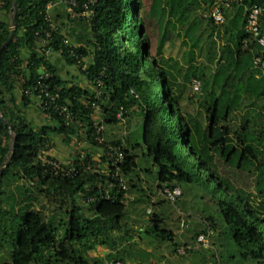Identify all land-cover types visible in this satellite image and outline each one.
Wrapping results in <instances>:
<instances>
[{
    "label": "trees",
    "instance_id": "1",
    "mask_svg": "<svg viewBox=\"0 0 264 264\" xmlns=\"http://www.w3.org/2000/svg\"><path fill=\"white\" fill-rule=\"evenodd\" d=\"M52 1L0 0V47L13 27L15 30L12 41L0 50V116L4 119H0V247L9 249V260L1 264H91L86 258L88 253L96 244H106V240L111 238L110 233L121 229L125 218V203L121 202L123 190L113 189L112 197L106 199L100 188L106 179L104 173L80 171L73 176H63L43 162L39 155L50 149V134H75L77 129L84 127L88 139L101 150L100 158L104 163L107 147L99 145L92 135L91 102L96 101L100 105L106 126L118 123L115 118L117 110L120 106L127 108L134 97L139 98L142 114L139 146L145 148V154L157 166L158 183H192L193 179L218 181L217 189L223 195L216 205L232 241L241 250V257L264 262V156L259 149L264 129H254L253 125L242 122L233 132L236 142L232 143L229 138V118L242 97L245 94L264 97L262 76L255 77L250 72L244 84L235 74V84L227 80L221 82L225 65L220 64L212 82L220 88V93L214 96L213 91L209 92L210 101L205 107L207 124L205 130L195 134L181 111L170 73L150 54L149 40L144 36L138 16L141 0H95L90 7V16L82 17L89 25L87 45L73 47L80 62L63 44L65 38L61 27L55 24L57 29L51 30L47 5ZM202 1L201 11L214 2ZM198 2L168 0L169 18L166 22L170 24V18H175L179 25H183L188 20V5L198 6ZM252 3L262 7L264 27V0H243L236 4L235 12L227 18L223 30L227 37L224 48L226 62L239 70L253 68V57L259 50L244 30V7ZM201 19L207 21L212 30L219 25ZM194 28V24L188 25L184 34L190 36ZM48 50L60 53L67 63L77 65L92 83L93 91L82 89L77 84L70 85L61 78L57 67L46 56ZM89 55L91 61L86 65L84 58ZM191 76V81L193 78L200 80L201 90L208 87L203 73L192 70ZM99 79L103 85L101 95L95 99L94 90L98 88ZM230 85L233 87L231 97L227 89ZM42 90L59 94L57 103L66 106L70 112L68 123L51 104H44L49 99ZM192 94L195 95L193 91ZM31 98L37 100L38 109L57 125H46L37 130L21 114V107L30 106ZM105 143L121 146L125 157L121 173L124 177L129 175L136 167L135 155L119 141ZM218 148L220 153L215 156L214 151ZM237 151L240 154L236 167L240 169L247 162V166L257 171L254 197L218 171L215 159L229 160ZM91 161L84 156L85 164L91 165ZM4 162L6 164L2 167ZM204 173L208 178L203 176ZM19 179L35 181L39 194L51 197L60 207H66L64 214L67 218L65 221L60 219L64 228L63 238L55 237L57 229L53 222L46 220L40 210L31 209V203L24 202L16 208L6 200L11 182ZM78 196L91 207V218L85 216L83 207L77 203ZM183 215V219L190 221ZM204 220L209 221L215 231L214 218L208 215ZM159 222L157 218L153 219L150 232L161 240H172V233L160 227Z\"/></svg>",
    "mask_w": 264,
    "mask_h": 264
},
{
    "label": "rangeland",
    "instance_id": "2",
    "mask_svg": "<svg viewBox=\"0 0 264 264\" xmlns=\"http://www.w3.org/2000/svg\"><path fill=\"white\" fill-rule=\"evenodd\" d=\"M167 1L141 0L142 4L138 16L142 21L144 36L149 40L150 54L157 59L159 65L165 71L170 73V81L179 97L181 111L189 125L193 127V133L197 134V131L201 133L207 124L205 107L206 103L210 101L209 92L213 91L214 96H218L220 93V88L212 85L220 64L225 65V71L220 79L221 82L227 80L232 85L237 81V77H234L235 74L240 76L245 84V79L250 72H253L255 77L262 76L264 81V71L254 70L252 66L245 70H239L226 62L224 48L227 44V37L223 34V30L227 18L233 15L237 7L234 1L214 0L222 7L224 16V22L219 25L215 24L214 30L208 27L207 21L202 20L200 17L202 0H199L198 6L197 4L188 5L186 11L188 20L183 25H179L175 18H170L172 21L170 24L166 22L169 18L167 15L169 9ZM53 23L61 27L63 38L67 39L69 44L79 46L71 39L67 27L62 23ZM191 24L195 25L193 33L186 36L184 34L185 29ZM46 56L54 65L57 62V67L62 71L58 70L61 78L67 79L71 76L73 82L81 87L93 86L85 75L80 72L78 66L67 63L61 58L60 53L48 50ZM87 60H84V63L89 65L91 59ZM192 70L203 73L208 81V87L206 89L202 88L200 94H192ZM232 85L227 87L230 91L229 97L233 93ZM138 100V97H134L129 101L127 108H125L126 113L123 122L106 125L104 129L103 135L107 142L119 141L125 149H130L131 153L135 155L136 167L129 175L124 177L127 191L125 218L121 222V229L110 233L111 238L106 240V244H96L95 248L88 253L87 261L91 264H112L113 259L122 260L127 264H218L213 251L208 248H202L183 257L175 255L177 246L191 241L202 230L200 227L195 226L196 215L190 211H184V205L186 206L188 203V209L191 208L192 211L198 210L210 214L214 218L216 227L212 233L211 242L217 250L219 264H264V262L259 263L254 259L242 258L241 250L232 241L229 229L224 224L216 205L222 197L220 195H223V192L217 189L218 181H201L197 179H193L192 183L173 181L181 188L182 195L174 204L165 199L159 191L158 168L153 163V159L145 154V148L139 146L141 143L142 114ZM31 101L30 106L21 107V114L37 130L42 126L57 125L55 121L50 120L38 109L36 99L31 98ZM235 110V114L231 115L230 124L238 125V123L247 122L248 125H253L254 129H264V97L256 98L251 94H245L239 104L236 105ZM95 115L97 119H104L101 110ZM85 132L86 129L82 127L77 129L75 134H50V149L56 153L53 158L59 162H67L83 154L92 160V163H90L93 168L103 169L104 166L100 158L101 150L97 144H93L88 139ZM259 149H261L264 156V139L260 142ZM219 151V148L214 151L215 156L219 155ZM239 154V151H237L229 160L224 158L221 160L217 157L215 161L218 171L221 175L232 180L237 187L251 193L254 197L256 194L257 171L252 166H247V162L246 165L238 169L236 166L239 161ZM195 167L197 168V166ZM203 176L208 178L207 173H204ZM34 182L23 179L12 181L8 190L12 197L7 193L9 197L6 200L10 204L13 203L16 208L21 207L24 202L31 203V209L40 210L46 220L53 222V226L57 229L55 237L61 239L64 236V228L60 224V219L66 220L67 217L64 214L66 207H60L59 203L51 197L39 194ZM30 197L32 198L30 199ZM201 197H204L206 201H202ZM26 198L28 199L25 201ZM13 199H15L14 202ZM77 201L83 207L85 216L91 218L93 214L91 207L83 202L81 196L77 197ZM190 202H192L191 205ZM180 211L190 219L189 228L187 229L180 226L182 216H184H180ZM154 218L160 221V227L172 233V240H161L150 232ZM220 233L222 243L217 242L215 239ZM8 260L9 249L0 247V264Z\"/></svg>",
    "mask_w": 264,
    "mask_h": 264
},
{
    "label": "built area",
    "instance_id": "3",
    "mask_svg": "<svg viewBox=\"0 0 264 264\" xmlns=\"http://www.w3.org/2000/svg\"><path fill=\"white\" fill-rule=\"evenodd\" d=\"M63 4L69 9V12L72 15L80 16V17H89L92 13L91 6L94 4L95 0H61ZM236 4H240L243 0H232ZM48 6V5H47ZM80 8L81 11L77 12L76 10ZM245 26L244 30L249 35L252 42H254L259 50H257L256 54L253 57L252 65L256 70L264 71V27L262 25L261 17L263 14V9L256 3L245 5ZM201 17L206 20H210L215 24H222L224 22L223 9L217 3L213 2L206 9L202 10L200 13ZM51 30L57 29L55 23L50 21ZM47 37L50 36L49 33L46 34ZM63 44L69 49V53L80 62V59L74 52V49L71 44H69L67 39H63ZM103 82L99 79L97 81V87L95 91V99L101 95L100 88L102 87ZM191 87L193 93L197 94L201 90V82L198 78H193L191 81ZM43 95L48 97L49 101L45 102V105L51 104L53 109L56 110L60 115L64 116V120L66 123L70 120V112L67 107L64 105H59L58 93H49L47 91L42 90ZM132 94L133 91H131ZM91 107L93 109V129L92 135L95 137V140L99 145H106L107 151L105 154V161L103 166L105 169L93 168L89 164H85L84 155H79L76 159L67 162H59L54 158H50L44 153L40 154V159L55 170L56 173H59L63 176H73L80 171H92L95 173H104L106 179L103 185L100 186L103 190L102 196L106 199H110L112 197L113 189L118 191L123 190L125 193L121 198V202H126V191L127 185L124 176L121 173V165L124 161V153L122 151L121 146H115L106 144V140L104 138V129L105 123L104 119L95 117L96 113L100 111V105L96 101L91 102ZM125 108L124 106H120L115 114V118L118 123L123 122L125 120ZM159 191L164 195L165 199L171 203H175L182 195V190L179 186H167L164 185L159 188ZM183 213L180 212V216ZM204 229L196 234V236L189 242L180 244L175 248V255L179 257H183L191 252L198 251L202 248L211 249L214 253V257L219 264V257L217 255V250L213 247L211 242V236L214 230L212 229L210 222L203 220ZM189 220L182 219L180 226L187 229L189 228ZM112 264H127L124 261L116 260L112 262ZM157 264V263H153Z\"/></svg>",
    "mask_w": 264,
    "mask_h": 264
},
{
    "label": "crops",
    "instance_id": "4",
    "mask_svg": "<svg viewBox=\"0 0 264 264\" xmlns=\"http://www.w3.org/2000/svg\"><path fill=\"white\" fill-rule=\"evenodd\" d=\"M47 13L49 15L48 17L50 18L51 22L62 23L65 27H67L68 34L70 35L71 39H73L76 42V44H78L79 46H83V47H85L87 45V42H88V40L90 38L89 26H88L87 22L84 21L82 18L77 17L76 15H72L69 12V9L63 4V2L61 0H53L50 4H48ZM89 58L91 59L90 55L85 57L84 60H86V59L89 60ZM55 64H56L55 66L57 67L58 66L57 62H55ZM58 70H60V68L57 67V71ZM64 80L68 81L70 85L71 84H75L73 82V77H71V76L67 77V79H64ZM82 88L85 89V90H90V92L93 91V86H89L88 87L89 89L88 88H84V87H82ZM235 112L232 113V115L235 114ZM230 119H231V116H230L229 120ZM240 124L241 123H238V125L237 124L236 125L230 124V128L231 129H230L229 138H231L232 143L236 142V139H235L236 136L233 135V132L236 131V129L240 126ZM44 154L47 155V156H50V157H54V155L56 153L52 149H49L48 151L44 152ZM65 160H67V159H65ZM164 185L171 186V185H177V184H174V183H171V184L170 183H161L159 188H161ZM201 200L204 201V202L206 201V199L204 197H201ZM191 203L192 202H190V205H191ZM187 206H188V203L186 204V206L184 205V208H183L184 211H190V212H192V214L194 213V215H196V218H197L195 226L200 227L201 229H203V227H204V222H203L204 218H206L208 215L209 216H211V215L210 214H206L204 212H199L198 210L197 211H192L191 208L188 209ZM220 237H221V233L218 234V236L215 239L217 240V242L222 243Z\"/></svg>",
    "mask_w": 264,
    "mask_h": 264
},
{
    "label": "water",
    "instance_id": "5",
    "mask_svg": "<svg viewBox=\"0 0 264 264\" xmlns=\"http://www.w3.org/2000/svg\"><path fill=\"white\" fill-rule=\"evenodd\" d=\"M14 23H15V19L13 18V19H12V25H13V26H14ZM14 35H15V30H14V27H13L12 30H11V33H10V35H9V37H8V39H7V40L4 42V44L0 47V50H1L4 46L8 45V44L12 41ZM0 119H1V120H4L2 116H0ZM5 164H6V162H4V163L2 164V167L5 166ZM1 169H2V168H0V170H1Z\"/></svg>",
    "mask_w": 264,
    "mask_h": 264
}]
</instances>
